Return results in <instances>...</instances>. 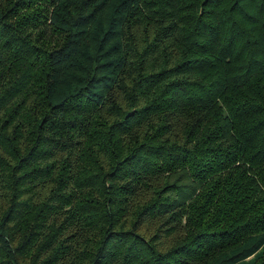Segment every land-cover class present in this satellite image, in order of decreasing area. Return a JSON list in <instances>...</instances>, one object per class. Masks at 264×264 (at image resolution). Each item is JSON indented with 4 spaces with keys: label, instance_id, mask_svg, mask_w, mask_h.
Wrapping results in <instances>:
<instances>
[{
    "label": "trees",
    "instance_id": "trees-1",
    "mask_svg": "<svg viewBox=\"0 0 264 264\" xmlns=\"http://www.w3.org/2000/svg\"><path fill=\"white\" fill-rule=\"evenodd\" d=\"M0 264H264V0H0Z\"/></svg>",
    "mask_w": 264,
    "mask_h": 264
}]
</instances>
